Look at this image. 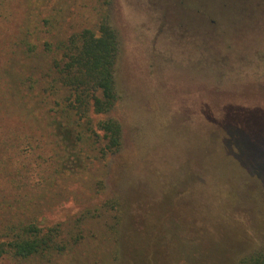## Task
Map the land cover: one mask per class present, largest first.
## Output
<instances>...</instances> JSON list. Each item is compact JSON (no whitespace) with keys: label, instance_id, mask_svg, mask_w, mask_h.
Masks as SVG:
<instances>
[{"label":"rangeland","instance_id":"rangeland-1","mask_svg":"<svg viewBox=\"0 0 264 264\" xmlns=\"http://www.w3.org/2000/svg\"><path fill=\"white\" fill-rule=\"evenodd\" d=\"M107 1L118 99L102 118L121 124L122 144L102 175L47 189L40 218L66 226L90 216L79 264L99 259L98 229L113 217L94 209L117 197L132 205L135 242L154 263L236 264L263 249L264 0ZM95 3L71 0L63 22L80 12L93 23ZM92 175L102 189L86 184Z\"/></svg>","mask_w":264,"mask_h":264},{"label":"trees","instance_id":"trees-1","mask_svg":"<svg viewBox=\"0 0 264 264\" xmlns=\"http://www.w3.org/2000/svg\"><path fill=\"white\" fill-rule=\"evenodd\" d=\"M95 1L93 23V14L89 23V13L80 21L76 12L66 25L71 0H0V264H79L90 216L48 225L39 212L47 189L86 172L102 175L122 144L121 124L102 118L118 99L119 40L109 1ZM90 178L86 184L103 188L101 176ZM107 202L108 210L94 209L113 217L98 229L107 242L96 264H159L135 242L143 231L126 200ZM236 264H264V248Z\"/></svg>","mask_w":264,"mask_h":264}]
</instances>
